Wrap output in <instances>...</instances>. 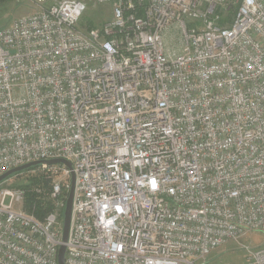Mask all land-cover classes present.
<instances>
[{
    "label": "built area",
    "instance_id": "built-area-1",
    "mask_svg": "<svg viewBox=\"0 0 264 264\" xmlns=\"http://www.w3.org/2000/svg\"><path fill=\"white\" fill-rule=\"evenodd\" d=\"M29 1L0 28V176L70 166L39 164L43 219L0 182V264H59L72 175L64 264H211L264 234V0H97L91 28L82 0Z\"/></svg>",
    "mask_w": 264,
    "mask_h": 264
},
{
    "label": "rangeland",
    "instance_id": "rangeland-1",
    "mask_svg": "<svg viewBox=\"0 0 264 264\" xmlns=\"http://www.w3.org/2000/svg\"><path fill=\"white\" fill-rule=\"evenodd\" d=\"M82 1L86 3L87 8L79 21V26H99L111 17V7L109 4L98 3L97 0ZM35 10H37V8L29 0H0V28L9 25L14 18L31 13ZM38 173V167H36L29 171L25 170L13 174L4 179L3 182L5 181V185L11 187H21L27 182L32 174ZM238 240L230 241L217 249L210 256L209 262L211 264H242L245 261L246 252H248V250H246L247 248L264 246V234L258 232H249Z\"/></svg>",
    "mask_w": 264,
    "mask_h": 264
},
{
    "label": "trees",
    "instance_id": "trees-1",
    "mask_svg": "<svg viewBox=\"0 0 264 264\" xmlns=\"http://www.w3.org/2000/svg\"><path fill=\"white\" fill-rule=\"evenodd\" d=\"M86 27L91 28L93 25ZM36 167H39V165L30 167L27 170L29 171ZM21 187L25 191V197L22 203L23 210L33 214L38 219H43L55 204V200L50 196L51 176L45 173L32 174Z\"/></svg>",
    "mask_w": 264,
    "mask_h": 264
},
{
    "label": "water",
    "instance_id": "water-1",
    "mask_svg": "<svg viewBox=\"0 0 264 264\" xmlns=\"http://www.w3.org/2000/svg\"><path fill=\"white\" fill-rule=\"evenodd\" d=\"M55 164V163H64L66 166H70L69 162L63 159H51L46 161H33L26 163L24 165L15 167L13 169H10L9 171L5 172L0 176V182L4 180L5 178L16 174L18 172L24 171L29 169L30 167L39 165V164ZM73 190H74V176H71V183H70V189L67 194L66 200H65V207L63 212V228H62V244L60 245L58 249V262L59 264H64V253H65V242L68 238L69 233V227H70V218H71V210H72V197H73Z\"/></svg>",
    "mask_w": 264,
    "mask_h": 264
}]
</instances>
